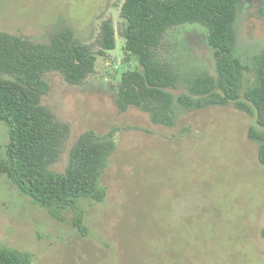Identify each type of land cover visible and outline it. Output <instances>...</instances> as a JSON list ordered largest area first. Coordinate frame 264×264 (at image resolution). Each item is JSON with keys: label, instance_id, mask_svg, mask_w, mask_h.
I'll use <instances>...</instances> for the list:
<instances>
[{"label": "rangeland", "instance_id": "1", "mask_svg": "<svg viewBox=\"0 0 264 264\" xmlns=\"http://www.w3.org/2000/svg\"><path fill=\"white\" fill-rule=\"evenodd\" d=\"M124 1L0 0L2 32L47 42L70 28L94 43L101 23L112 19L117 37L116 49L98 57L84 85L47 74L50 92L42 101L71 126L53 171L65 170L83 133L114 132L117 149L101 178L105 202L82 203L81 232L73 210L52 217L0 175V245L31 253L35 264H264V165L259 145L248 138L256 120L232 106L179 110L173 127L153 124L136 107L121 112V76L139 68L119 35ZM236 31L237 56L250 69L264 51V0L241 1ZM161 52L184 79L215 74L201 25L170 30ZM8 138L0 122V152Z\"/></svg>", "mask_w": 264, "mask_h": 264}, {"label": "trees", "instance_id": "2", "mask_svg": "<svg viewBox=\"0 0 264 264\" xmlns=\"http://www.w3.org/2000/svg\"><path fill=\"white\" fill-rule=\"evenodd\" d=\"M242 0H125L119 35L124 50L139 68L128 70L118 85L117 107L123 113L136 107L153 124L173 127L178 111H201L232 106L256 120L248 138L259 145L264 165V51L249 69L237 56L236 22ZM187 24L206 29L216 61L215 74L202 72L184 79L165 60L162 48L167 33ZM94 43H84L70 28L40 42L0 31V122L9 141L0 152V175L20 194L48 211L52 217L73 210L77 228L84 230L82 203L105 202L102 183L110 158L117 149L114 132L83 133L73 145L63 172L51 170L59 162L71 135V126L60 121L43 104L50 92L45 77L56 72L71 86H81L96 73L98 57L116 49L113 20L99 27ZM253 73V78L249 75ZM181 86L186 92L176 94ZM264 240V228L261 230ZM0 264H35L29 252L0 245Z\"/></svg>", "mask_w": 264, "mask_h": 264}]
</instances>
